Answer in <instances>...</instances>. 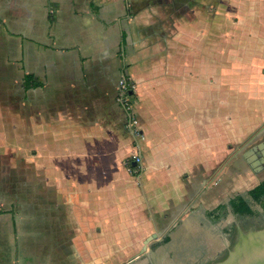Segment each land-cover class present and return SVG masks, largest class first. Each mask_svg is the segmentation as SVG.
Returning <instances> with one entry per match:
<instances>
[{"label": "crops", "instance_id": "0c3cea01", "mask_svg": "<svg viewBox=\"0 0 264 264\" xmlns=\"http://www.w3.org/2000/svg\"><path fill=\"white\" fill-rule=\"evenodd\" d=\"M260 17L264 0H0V264L136 262L262 180L236 147L264 134V54L242 42Z\"/></svg>", "mask_w": 264, "mask_h": 264}, {"label": "water", "instance_id": "95a60500", "mask_svg": "<svg viewBox=\"0 0 264 264\" xmlns=\"http://www.w3.org/2000/svg\"><path fill=\"white\" fill-rule=\"evenodd\" d=\"M263 147L264 140L244 153L255 168L264 166ZM156 235L145 239L141 253ZM135 264H264V191L232 204L215 223L207 215L189 218Z\"/></svg>", "mask_w": 264, "mask_h": 264}, {"label": "rangeland", "instance_id": "374dc122", "mask_svg": "<svg viewBox=\"0 0 264 264\" xmlns=\"http://www.w3.org/2000/svg\"><path fill=\"white\" fill-rule=\"evenodd\" d=\"M238 19H239L238 16H234V20L235 21L238 20ZM260 19H264V17H260ZM249 36H252V37L256 38V39H253V40H256V41L258 40L257 43H254V46H251V42L248 40ZM242 42L246 44V47L243 50L244 51L246 50L247 54H249L251 52H258V53L264 54V26H262L260 31H251V34L243 35ZM255 44H257V45H255ZM247 48H249V49H247ZM226 49H229V48L226 47ZM257 57H260V56L257 55ZM230 101L231 102H230L229 105L228 104H224V107L220 110V112L222 114L219 113V115H220V118L222 120H223L224 115L226 116V114H227L226 112L227 111L231 112L232 114H235V111L233 109L236 106L235 105L236 97H230ZM212 103H213L214 106L217 104V103H214V101ZM212 103L210 101V104H212ZM258 116H259V113H258ZM254 117L255 116H253V113H252V118H254ZM257 130H258L257 128L254 129V131L251 133L252 135L250 134L251 136L249 137V139H248V136H249V134H248L245 137L246 140L244 142L242 141L239 145L236 146L237 149L240 152L239 160H242V161H245V162L246 161L250 162V161H248V159L246 160L241 153L243 152V150L245 151L247 148L251 147L252 145L257 143L258 141L264 139V134H262L261 136L256 137ZM263 176H264V169H262L261 171L257 172L255 176L253 175V178H252L253 180L252 181L254 183L258 182V180H260V178L263 177ZM250 185H252V184H250ZM248 187L249 186H245V187L241 188L242 190L236 189V195L234 196V198H232V200H230V202L228 204L223 206L224 212L219 217H216L213 213H210V216L208 217L210 222L211 223H215L216 221L220 220L222 218L223 214L227 212V208L230 207L232 204L239 205V204L243 203L247 198H250L251 196L247 193ZM234 200H236V203L234 202ZM197 206L198 205H196L195 207H197ZM149 252H150V250H148L147 253L143 252L142 254H140V256H138L135 259L136 262H133L134 260L132 261V258H134V256L133 255H129V258H128V262L129 263L128 264L137 263L140 259H142L144 256H146Z\"/></svg>", "mask_w": 264, "mask_h": 264}, {"label": "built area", "instance_id": "2783aa9c", "mask_svg": "<svg viewBox=\"0 0 264 264\" xmlns=\"http://www.w3.org/2000/svg\"><path fill=\"white\" fill-rule=\"evenodd\" d=\"M136 83L133 77L126 72H122L118 80L116 101L122 105L128 114L127 126L135 139L137 151L133 153V159L136 165L130 167L135 171L143 169V156L141 151V142L145 139V134L140 124V119L137 113L136 101L134 96Z\"/></svg>", "mask_w": 264, "mask_h": 264}, {"label": "trees", "instance_id": "16d2710c", "mask_svg": "<svg viewBox=\"0 0 264 264\" xmlns=\"http://www.w3.org/2000/svg\"><path fill=\"white\" fill-rule=\"evenodd\" d=\"M263 191H264V178L260 180L257 184L249 188L247 190V193L252 197L262 193ZM234 202L236 203V200H234Z\"/></svg>", "mask_w": 264, "mask_h": 264}]
</instances>
